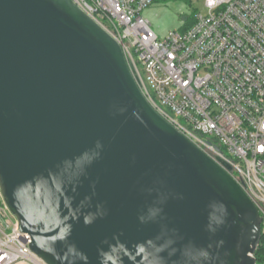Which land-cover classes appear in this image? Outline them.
<instances>
[{
  "label": "water",
  "instance_id": "95a60500",
  "mask_svg": "<svg viewBox=\"0 0 264 264\" xmlns=\"http://www.w3.org/2000/svg\"><path fill=\"white\" fill-rule=\"evenodd\" d=\"M230 171L73 0H0V195L46 264H256L262 216Z\"/></svg>",
  "mask_w": 264,
  "mask_h": 264
},
{
  "label": "built area",
  "instance_id": "2783aa9c",
  "mask_svg": "<svg viewBox=\"0 0 264 264\" xmlns=\"http://www.w3.org/2000/svg\"><path fill=\"white\" fill-rule=\"evenodd\" d=\"M155 1L73 0L120 44L152 107L230 165L264 224V0H205L162 38L142 15ZM30 243L2 202L0 264H46Z\"/></svg>",
  "mask_w": 264,
  "mask_h": 264
},
{
  "label": "rangeland",
  "instance_id": "374dc122",
  "mask_svg": "<svg viewBox=\"0 0 264 264\" xmlns=\"http://www.w3.org/2000/svg\"><path fill=\"white\" fill-rule=\"evenodd\" d=\"M205 0H156L142 15L151 22L153 30L162 38L171 30L184 28L195 13L206 12ZM3 200L0 196V204Z\"/></svg>",
  "mask_w": 264,
  "mask_h": 264
},
{
  "label": "trees",
  "instance_id": "16d2710c",
  "mask_svg": "<svg viewBox=\"0 0 264 264\" xmlns=\"http://www.w3.org/2000/svg\"><path fill=\"white\" fill-rule=\"evenodd\" d=\"M191 22L192 21L188 22L186 26H188ZM254 258L256 264H264V224L263 223L261 224V235L254 252Z\"/></svg>",
  "mask_w": 264,
  "mask_h": 264
}]
</instances>
